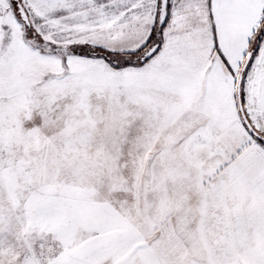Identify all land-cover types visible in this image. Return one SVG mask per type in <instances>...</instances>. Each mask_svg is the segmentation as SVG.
I'll return each instance as SVG.
<instances>
[{"label": "snow or ice", "instance_id": "1", "mask_svg": "<svg viewBox=\"0 0 264 264\" xmlns=\"http://www.w3.org/2000/svg\"><path fill=\"white\" fill-rule=\"evenodd\" d=\"M0 264H264V0H0Z\"/></svg>", "mask_w": 264, "mask_h": 264}]
</instances>
